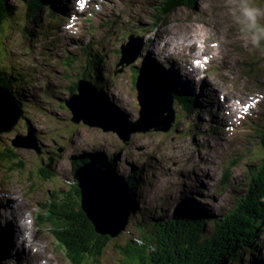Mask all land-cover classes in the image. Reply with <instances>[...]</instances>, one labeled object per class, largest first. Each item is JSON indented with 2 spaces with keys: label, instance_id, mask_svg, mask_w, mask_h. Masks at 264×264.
Here are the masks:
<instances>
[{
  "label": "rangeland",
  "instance_id": "374dc122",
  "mask_svg": "<svg viewBox=\"0 0 264 264\" xmlns=\"http://www.w3.org/2000/svg\"><path fill=\"white\" fill-rule=\"evenodd\" d=\"M196 1L194 5L192 1L173 5L164 17L160 12L158 20L161 22L152 27L156 14L152 11L154 0H97L81 11L76 9L74 0H69L70 5L61 12L59 8L50 9V14L46 10L39 11L44 14L39 25L23 27L28 19L27 14L23 16V1L10 0L15 8L8 28L0 35L1 63L8 61L19 69L17 72L32 77V85L24 88L30 94L27 97H35L37 90L45 89L49 100L44 106L28 105L27 110L22 104L21 119L12 131L0 133V264H75L72 249L59 241L56 231H50L53 223L49 214L73 183L66 184L65 180L76 178L72 173L74 162L69 159L85 154H88L86 158L111 160L110 172L119 180L140 170L141 177L137 178L133 191L134 203L140 210L160 208L162 219L172 216L178 206H202L219 217L238 204L237 199L243 197L238 185L247 166L258 163L256 134L264 126V123L258 124L256 115L257 110L264 111V0ZM245 9H259L260 13L251 19L245 15ZM132 12L144 20L139 22ZM90 17L92 21L88 25ZM52 18L54 30L45 26ZM119 30L128 34L132 31L142 44L140 56L134 61L136 65L141 66L145 59L147 65L150 60L156 70L160 68L165 77L168 72L178 73L182 80L178 83L172 79L170 85L175 82L178 89H185L195 99L199 108L188 110L185 118L174 105L178 119L180 117L181 128L178 126L177 132L135 134L124 144L113 133L87 127L82 122L71 123L70 112L56 104L59 98H69L70 85L80 79L74 73L72 77V69L78 71L87 64L93 77L91 59L86 63L89 56L81 55L76 47L101 44L103 48L99 47L101 51L98 50L96 59L101 60L97 71L101 72L104 86L99 97L118 115L131 120L138 117L136 91L131 87L130 69L134 63L121 64L119 49L126 38ZM204 32H211V38ZM166 36L170 40L164 47L160 38ZM189 36L200 42L194 44L198 47L195 51L209 54L204 71L203 67L199 70V64L197 69L191 65L195 55L185 56L184 50L191 47H181L180 39ZM67 56L75 60V65L67 61ZM28 60L30 65L25 64ZM141 74L144 79L154 80L146 70ZM206 96L212 103L218 101L223 111V125L232 127L229 131L227 128L220 131L219 140L215 141L203 138V132L210 135L205 128L209 118L205 113ZM260 103L256 112L248 116L251 108L246 111V106ZM41 107L44 109H39ZM186 119L193 122L190 125L194 133L200 131L198 139L190 132H184L186 138L177 137L187 127ZM17 138L30 141L38 153L34 148L14 147L12 142ZM225 172H229L232 179L221 186ZM187 188L197 189L194 191L198 192V202ZM20 214L24 220L20 219ZM140 217L137 215L139 220ZM136 227L137 222L129 220L124 231L114 238L109 237L112 241L107 243L97 263L87 259L90 263L84 260L76 264H127L115 247H123L126 240L137 236ZM256 238L259 249L254 257L261 258L264 264V233ZM250 255L241 253L244 264L249 259L254 260Z\"/></svg>",
  "mask_w": 264,
  "mask_h": 264
},
{
  "label": "trees",
  "instance_id": "16d2710c",
  "mask_svg": "<svg viewBox=\"0 0 264 264\" xmlns=\"http://www.w3.org/2000/svg\"><path fill=\"white\" fill-rule=\"evenodd\" d=\"M184 1H192V5L197 2L163 0L158 14L162 12L164 17L173 5ZM40 6L34 5L37 9H40ZM13 15V4L9 0H0V35L8 28ZM5 75L2 72L1 77L4 78ZM11 83L12 81L3 79L0 86L17 95L12 90ZM96 159L94 161H97ZM257 159V165L247 166L244 180L239 182L238 187L242 190L243 197L237 199L235 208L219 217L207 212L203 207L188 205L182 208L178 206L172 216L162 219L160 208L154 206L151 213H142L134 204L132 196L129 220L137 222V236L126 240L123 247H114L127 264H244L241 253L253 255L258 248L256 237L264 233V151ZM75 170L77 171L76 168ZM75 170L72 171L73 177ZM138 177L141 175L136 172L134 175L130 174L126 180L131 194L137 187ZM75 179L68 177L67 181L65 180L66 184L73 183L53 207L52 228L57 232L59 241L79 255H74L70 250L75 264L87 259L97 263L102 256L101 252L112 239L98 235L82 212ZM228 180L230 175H226L222 181ZM137 215L141 216V220Z\"/></svg>",
  "mask_w": 264,
  "mask_h": 264
},
{
  "label": "water",
  "instance_id": "95a60500",
  "mask_svg": "<svg viewBox=\"0 0 264 264\" xmlns=\"http://www.w3.org/2000/svg\"><path fill=\"white\" fill-rule=\"evenodd\" d=\"M132 60L130 58L127 62ZM131 87L136 91L134 98L138 105V117L134 121L115 113L88 88L80 90L65 103L71 111V121L82 122L104 133H114L124 144L135 134L170 132L175 121L170 95L158 84L141 76L135 77ZM19 118V105L0 89V133L11 131ZM13 145L34 148L29 141L23 142L18 138ZM97 170L92 175L76 176L81 210L98 235L114 238L125 230L130 219V189L125 181L113 178L109 172H102V168Z\"/></svg>",
  "mask_w": 264,
  "mask_h": 264
},
{
  "label": "bare ground",
  "instance_id": "6f19581e",
  "mask_svg": "<svg viewBox=\"0 0 264 264\" xmlns=\"http://www.w3.org/2000/svg\"><path fill=\"white\" fill-rule=\"evenodd\" d=\"M44 8H47V3H45L44 4ZM52 10V9H51ZM54 12V11H53ZM134 16V15H133ZM131 22V21H130ZM132 23V22H131ZM127 27V26H126ZM192 30V29H191ZM165 33H166V31H165ZM205 33V32H204ZM186 34H188V35H191V34H195V33H186ZM197 34V33H196ZM199 35H200V33H198ZM206 34V33H205ZM207 38V37H206ZM164 40L168 43V39L167 38H164ZM209 41V40H208ZM207 41V42H208ZM223 41V40H222ZM113 42V41H112ZM180 42H182V43H184V44H186V45H189V46H193L195 43H199L200 44V42H199V40H197L196 39V37H194V38H190V36L189 37H182L181 39H180ZM221 42V41H220ZM201 43H202V41H201ZM224 43V42H223ZM219 45V44H218ZM225 45V44H224ZM223 45V46H224ZM217 46V45H216ZM215 46V47H216ZM211 47V46H210ZM219 47V46H218ZM222 47V46H221ZM198 48V47H197ZM220 48V47H219ZM218 50V49H217ZM221 50V49H220ZM223 50V49H222ZM115 50H113V52H114ZM210 51H211V48H210ZM117 52V51H116ZM220 52V51H219ZM157 58V57H156ZM154 59V58H153ZM191 72V71H190ZM34 77V76H33ZM32 78V77H31ZM202 82V81H201ZM206 86V85H205ZM1 90H3L2 88H1ZM7 91H8V89H7ZM82 141V140H81ZM88 154H85V155H82V156H80V157H78V158H76V157H74V158H70L69 160H71L72 162H74L73 163V168H72V171L73 170H75V168L77 169V172L80 174V176H88V175H92V174H94L95 172V170L92 168V165H93V163L92 162H96V163H98L99 165H101L103 168H105V169H107L108 171H109V173L111 174V175H113L111 172H110V169H111V164H112V161L111 160H107V158L106 159H104V158H101L100 160H97L96 158H98V157H92V156H88L87 158H86V156H87ZM94 159H96L97 161H94ZM88 160V161H87ZM89 160H91V161H89ZM80 163H82L81 165H80ZM78 167H80V169H78ZM86 170H88V171H86ZM76 171V170H75ZM73 173V172H72ZM114 176V175H113ZM76 180V179H75ZM124 180V179H123ZM209 182V181H208ZM220 182H221V180H220ZM223 182V181H222ZM132 196H133V193L131 194L130 193V199H132ZM133 200H134V198H133ZM135 204V203H134ZM20 216V219H22V220H24L25 218H21V214L19 215ZM1 221H3V220H1ZM5 221V220H4ZM26 231H27V229H26ZM54 232V231H53ZM56 234V233H55Z\"/></svg>",
  "mask_w": 264,
  "mask_h": 264
},
{
  "label": "clouds",
  "instance_id": "9594fccd",
  "mask_svg": "<svg viewBox=\"0 0 264 264\" xmlns=\"http://www.w3.org/2000/svg\"><path fill=\"white\" fill-rule=\"evenodd\" d=\"M259 13V9H245V15L251 19H255V16Z\"/></svg>",
  "mask_w": 264,
  "mask_h": 264
}]
</instances>
